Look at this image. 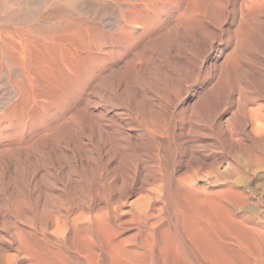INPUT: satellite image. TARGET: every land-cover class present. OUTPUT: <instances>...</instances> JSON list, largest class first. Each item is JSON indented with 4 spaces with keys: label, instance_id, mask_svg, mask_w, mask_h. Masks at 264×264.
Segmentation results:
<instances>
[{
    "label": "rangeland",
    "instance_id": "rangeland-1",
    "mask_svg": "<svg viewBox=\"0 0 264 264\" xmlns=\"http://www.w3.org/2000/svg\"><path fill=\"white\" fill-rule=\"evenodd\" d=\"M253 1L254 0L246 1L247 4L245 3L246 7H244L245 12H243L246 13V15H243L242 12L237 9V5L235 7L237 10L233 8V4H231L232 1L229 0L225 9H223V14L222 12L219 14L217 13L218 15L212 14L213 17H211L213 19H211V28L206 27L210 29L211 32L208 29L205 30L206 28L201 29L195 27L192 30L174 33L167 41H162L158 45L134 48L127 52V56L126 53H123L126 58H124L122 54L120 56L118 55L116 60L115 58L113 59L114 64L111 62V64L109 63L107 66H104L101 77L103 82H101L100 85L102 86H100L99 90L101 93L98 91V98L91 95L86 99L89 100L88 98H92L88 101V104L86 101L88 106L87 112L85 111L87 115H89L88 117L91 116L90 119L85 116L86 114L84 112L85 115H82L79 123L74 122V119L67 120L69 126L65 121L66 125L63 124V126L61 124V127V125L58 124L46 132H40V136L39 134H36V136L35 134L26 136V139L20 141V144L21 142L23 143L21 148L22 151L20 154H16L17 158L14 157L12 151H7L8 154L4 153L0 155V236L4 238V241L0 242V245L2 244L0 248L1 251H5V255L11 250L7 256L10 258L11 255L14 264H28L25 262L27 258L24 254H20L21 256L23 255L22 257L19 256L17 252L18 245H14L12 240L15 232V227H13L14 222V225L32 234L31 240L34 253L37 255L41 253V255L50 258L55 257L57 253L53 254V256L51 253L59 251L58 248H56L57 245L55 241L61 239L62 231L66 228H64V226H67L69 223H74V225L81 223L85 218L91 217L90 214L93 215V210H100L99 212L103 210L106 212L107 209L105 210L103 208H107L105 201L108 195H113L114 191L120 190L118 184L121 188L124 180H127L126 182L128 183L131 182V175H133L135 170L133 168L136 166L134 162L136 161H140L142 167L144 166V170H142L144 173L142 172V176H140L141 179H143L144 176L147 177L148 173L154 172L153 170H155V172L158 170L157 172L167 173L177 164L178 168L181 169L180 171L177 169V178H179V176L181 178L187 177L186 175H188V177L192 176L190 178L193 181L202 178L199 187L203 188L207 186L209 190L208 194L216 192L215 194H211V196L214 195V197H217L220 191V194H222L225 188L227 191L224 193L226 195L229 194L227 195L228 197L230 196L229 200L232 199L231 197H236L235 195L237 194L242 197L240 194L242 193L249 199L247 205L244 206L245 210L251 209L254 210V212L262 211L264 213V159H262V157L264 158V0H258L260 4L257 3V5H255L256 1L255 4ZM249 2H253L254 5H252V3L249 4ZM251 5L254 8L256 6L257 10L256 8L252 10L254 8ZM229 9L230 11L232 10L234 14L232 11L229 13ZM226 12L231 16L228 14L226 16ZM254 14L256 15L254 16ZM236 20L239 21L238 24ZM224 21L226 24L223 25ZM238 28H241V30H238ZM237 31H239V33L243 31L245 33L236 34ZM213 47L214 49H212ZM103 76L105 77L103 78ZM73 111L75 112V110ZM92 111H94L93 114L95 117L92 115ZM96 116L99 118L97 119ZM95 118L97 121H95ZM74 128L75 130H73ZM151 129L154 130L151 131ZM254 133L257 135L256 137ZM104 134H106V136ZM44 135H48L50 138H48V136H46V138ZM37 136L41 141L37 139ZM51 137L54 139L52 140ZM27 139L28 141H26ZM82 140L83 144L86 143L85 147H83V144H80ZM33 143L34 145H32ZM26 144L28 149H30L31 152L33 151L34 154L29 153L26 146L23 148V145ZM116 146L117 149H115ZM29 147H34V149ZM23 151L28 155V158L25 154H21ZM192 154H194L195 157H193L194 155ZM255 156H257V159ZM190 157L192 159L197 158L199 161L189 165L188 161L190 162ZM143 159L146 161H141ZM256 160L260 163H257ZM160 162L161 164L159 165H153L154 163ZM180 162H182L183 165H179ZM235 163L236 165H234ZM204 165L207 166L205 167ZM156 167H158L157 170ZM235 167H237L238 171ZM160 169L162 171H159ZM147 170L149 172H146ZM101 171L102 173L100 174ZM112 175H114L113 180ZM217 175L220 176L221 179H218L219 177H217ZM204 176L205 178L203 179ZM92 177L95 178V180ZM188 177L186 179H188ZM60 178L62 179L60 180ZM75 178H79V180ZM90 179L94 180V182ZM108 180L110 181L107 183L106 181ZM217 180L218 183H216ZM97 181L101 182L97 185ZM147 181L150 182L147 183ZM209 181L215 185L211 184ZM223 181H225L224 183L226 185ZM153 182L157 186L153 184ZM145 183L144 189L135 187V191L132 190L134 194L132 191L128 193L126 196L129 199L126 196L121 198L122 201L123 199L126 201L122 202V212L126 213H122L123 219H128L133 213L140 214L141 208L139 203L136 202H139V197L148 196L151 192L156 194L161 192L160 194L163 196L162 191L159 190L160 188L158 187L161 183L160 181L155 182L151 179H147ZM96 185L97 187H95ZM228 186L231 187V189L228 188ZM145 188L147 190H145ZM88 189L91 190V192L89 190V198H92V196L93 198L95 197V200L92 198L94 201L98 198L96 201L98 204L95 203V205H93L94 208L93 206H85V198L89 196ZM108 189L111 190L109 191ZM219 189L220 191L218 192ZM98 190L103 191V194H101V192L98 193ZM222 190L224 191L222 192ZM66 191L69 193L66 194ZM73 191L75 192L73 193ZM94 192L96 196L95 194H91ZM104 193L106 194L104 195ZM117 194L119 195V193L116 192V197L113 196V199H111V206L117 204L116 202L119 200ZM51 195L55 197H51ZM79 197L81 198L80 200ZM114 198L118 200L114 201ZM77 199L78 202L80 201V207L79 205L74 207ZM57 200H62L61 204H58L60 201ZM101 203L104 206L103 208ZM65 204L68 208H65ZM69 205L72 206V208ZM81 205L83 207L85 206L87 210L81 208ZM115 205L112 207L115 208ZM162 206L163 208L165 207L163 209V216L166 218L164 223L171 226L170 231H168L165 236L166 240H169L171 229H173V226L176 224V217L173 213V209L164 199L161 202V207ZM78 207L86 211L90 210V212L88 211L90 214L86 212V216H89L84 218L85 214H83V212L85 211L82 210V212ZM135 207L137 209H135ZM45 208L47 209L45 210ZM60 210L62 211L60 212ZM63 210L65 211L63 212ZM44 211L51 212V214L49 213L51 216L48 214L49 220L44 219L47 218L44 216L46 213H44ZM77 212L80 214L77 215ZM56 213L59 216H55L57 215ZM65 213H67V218H69L67 221L62 217ZM107 213L108 211L106 214ZM42 214L44 216L43 219ZM103 215H105L104 212ZM39 216H41L40 218L46 224V227L44 223L42 225L44 230L47 228V233L43 232L42 234L40 230L41 228L39 225L42 223V220H38ZM74 216H81V221H78L80 218L77 220ZM20 217H25L22 218L25 220H20ZM26 218L30 223L36 220V224H32L34 227L28 224L29 221L27 220V222ZM82 218H84V220ZM173 218L174 220H172ZM182 218H184V215L181 216L180 219L182 220ZM46 220H48L49 223ZM167 220L173 221V224L171 221L169 224ZM56 221L58 222L56 223ZM141 222L143 221L141 220ZM19 223H21L22 226L19 225ZM66 223L68 224L66 225ZM23 225L26 227L23 228ZM110 226H112V223ZM55 227L57 229H54ZM59 227H62V229ZM106 227L107 224L104 226V229H106ZM112 227L114 228V225ZM138 228H140L139 225L132 226L128 230L126 236H133V234L139 231ZM259 228L264 231V224L259 226ZM181 229L183 230L182 227ZM108 230H110V227ZM54 231L56 233H54ZM37 232L38 234L36 235ZM58 232H61L60 235ZM224 233L225 229L219 227L215 230L214 238L220 235L217 242L222 241L226 249L233 254V256L236 257L235 259H238L241 264H246V262L247 264H259L261 260L264 262L263 238L260 239L259 243L262 249L261 251H263V253L261 252L263 256L261 253L256 254V256L255 253H259L258 251L254 252V255L251 256L242 254V252L236 250V248L228 245L229 238H226L228 237L227 232ZM39 234L41 235L40 238ZM45 236L46 239H44ZM52 238L53 241H51ZM145 239V237L143 239L138 237L133 243L141 244ZM48 243L52 246L50 247L47 245ZM249 246L252 248L253 245L251 246L249 244ZM52 247L54 249H52ZM41 248H43L42 251L40 250ZM72 250L73 249L70 250V254L63 251V255L68 259V264H75V261H73L75 260L74 250L73 254L71 253ZM3 252H0V254L2 253L4 255ZM259 255H261V257ZM243 256H247V261L245 258L242 259ZM1 257L2 256H0V258ZM2 258L3 260L9 259L6 256L5 259L4 257ZM15 258L17 260H15ZM57 258L58 257H55V259ZM254 258L256 259L255 263H253V261H255ZM12 259L9 260L12 262ZM164 260V255H161L159 264H163ZM1 261L2 259H0V262ZM10 261L8 263H10ZM5 262L3 261V263H1L8 264ZM202 264H205V262ZM260 264H262V262Z\"/></svg>",
    "mask_w": 264,
    "mask_h": 264
},
{
    "label": "bare ground",
    "instance_id": "bare-ground-1",
    "mask_svg": "<svg viewBox=\"0 0 264 264\" xmlns=\"http://www.w3.org/2000/svg\"><path fill=\"white\" fill-rule=\"evenodd\" d=\"M230 1H232L231 4H233V8H235L237 5V9H239L243 15H246V13L243 12H245L244 7H246L247 0ZM228 2L229 0H0V155L7 153V151H12L14 157L17 158L16 154H20L22 151L21 148L23 143L21 142L20 144V141L26 139V136L34 134L36 136V134H39L43 131L46 132L58 124H65V121L68 125V121L72 119H74V122L79 123L81 121L82 115L87 110L88 101L92 99L88 98L89 100H86L87 97L91 95L97 97L98 93L100 92V86H102L100 84L103 82L101 77L104 66H107L109 63L111 64V62L114 64L113 59L115 58L116 60L118 55L120 56L122 54V56L126 58L123 53H126L127 56V52L133 50L134 48L136 49L138 47H144L148 45H158L162 41H167L172 34L179 31L192 30L195 27H199L201 29H205L206 27L211 28V19H213L212 14H219L220 12L223 14V9H225ZM253 2L255 5L259 3L258 0H254ZM253 2H251L252 5H254ZM251 3L249 2V4ZM255 8L257 10L256 6ZM255 8L251 9L255 10ZM231 11L229 13H231ZM229 13L226 12V16L227 14L230 15ZM255 15L256 14H254V16ZM236 22L238 24L239 21L236 20ZM224 24H226L225 21L223 25ZM207 29L208 28L205 30ZM238 30H241V28H238ZM242 32L239 33V31H237L236 34H241ZM212 49H214V47ZM104 77L105 76H103V78ZM73 110H75V112ZM86 112V115H84L88 117L89 115H87ZM93 112L94 111H92V115L95 117ZM98 116H96L97 119L99 118ZM88 118L90 119L91 116ZM96 118L95 121H97ZM73 130H75V128ZM152 130L154 129H151V131ZM40 135L41 134H39V136ZM48 135L44 136L46 137ZM104 135L106 136V134ZM256 136L257 135L255 134V137ZM48 138L50 137L48 136ZM34 139L36 140V138ZM37 139L40 140L39 137ZM26 141H28V139ZM80 144H83V140ZM85 144H83V147H85ZM32 145H34V143ZM24 146H26L28 149L27 144L23 145V148H25ZM32 148L34 149V147ZM115 149H117V146ZM28 150L29 153H33V151L31 152L30 149ZM23 152L21 153L22 155L25 154V151ZM25 155L26 157L28 156L27 154ZM193 157H195V155ZM255 157L257 159V156ZM262 159L264 158L262 157ZM141 161L145 162L146 160L143 159ZM198 161L199 160L197 158H191L190 162L188 161V164L190 165ZM256 161L257 163L259 162L258 160ZM134 163L136 166L133 168L135 169L134 172L132 171L133 175H131V182L128 183L126 182L127 180H124V182L122 181L123 183L121 188L117 183L120 190L116 189L118 191H114L113 195H108L105 201L107 208H103L104 206L101 203L102 208L105 210L107 209V214L102 209L101 210L105 215H103L102 211L99 212L100 210H93V215L89 213L90 210H88L89 212L86 211L87 208H85V206L91 207L95 205L98 199L96 198V201H94L95 197L93 198L92 196L94 200L89 198L91 192L90 189H88V192L90 190L89 196L87 195L88 197L85 198L86 205L84 204V207L81 205V208H85L86 210L79 208L80 201L78 202L77 199L78 203L76 202L74 207L79 205V210L81 209V211H85H82L83 214H85L84 218L89 216H86V212L87 214H90L91 217L89 216L87 219L85 218V220L82 218L84 221H81L80 217L82 215L80 217L74 216L77 220L80 218L78 221H81L82 224L77 223L74 219L77 225H74V223H66V225H68L64 226V228H66L62 231V237L59 236L61 232H58V236L61 237V239H58V241H55V243L57 245L56 248L59 250V256L58 252L51 253L52 256L53 254L57 253L56 256L54 255L55 257H58L57 259H55V257L50 258L48 256L41 255V253L39 255L34 253L31 240L32 234L28 233L19 226L14 225V222L13 227H15V232L13 234L12 240L14 245H18V251H16L18 252L19 256L22 257L23 255L21 256L20 254H24V256L27 258V261L25 262L28 264H68V259L63 255V251L69 253L70 250L73 249L75 260H72L75 261V264H159L161 255H164L165 257L163 264H202L203 262H205V264H241L240 261L235 259L236 257H234L233 254H231L226 249L222 241L217 242L220 235L214 238L215 230L219 227L224 228L225 233L227 232L228 237H226V235L225 237L227 239L229 238V244H226L236 248V250H239L242 252V254L253 256L254 252L256 251L259 253L256 252L255 255L260 254L261 252L263 253L259 243L260 239H264V231L259 228V226L264 224V213L262 211L254 212V210L251 209L245 210L244 206L247 205L249 199L242 193H240L242 197L237 194L235 195L236 197H231L232 199L229 200L230 196L228 197L227 195L229 194H225L227 191L225 188V191L222 190V192H225H223L224 194H220L221 191L219 189L218 192L220 191V195L218 194L219 196L217 195V197H214V195L211 196V194H215L216 192H210L211 194H208L209 190L207 186L203 188L199 187L201 185L200 180L202 178L200 180L194 181L190 178L192 176L188 177V175L186 176L191 181L186 179L187 177L181 178L179 176V178H177L176 173L177 169H179L177 164L176 166H173V168L167 173L157 172V168L159 166L156 167V172L153 169L152 170L154 172L148 174L146 173L149 172L148 170L145 172L147 177H144L148 180L151 179L155 182H161L158 187L160 188L159 190L162 191L163 196H161V192L157 190L159 194L151 192V194L148 196L139 197V202H136L139 203L141 208L140 214L133 213L128 219H123L122 213L125 212H122V202L126 201H124V199L122 201L121 198L128 195V193L134 190L135 187L144 189L146 184L145 180H147L144 177L143 179L145 180L140 178V176H142L141 173L143 172L142 170H144V166L142 167L140 161H136ZM159 164H161V162L154 163L153 165L155 166ZM179 165H183V163L180 162ZM234 165H236V163ZM235 168L237 170V167ZM180 170L181 169L178 171ZM159 171L162 170L160 169ZM101 173L102 171L100 174ZM113 176L114 175H112V177ZM217 177H219L218 179H221L220 176L217 175ZM204 178L205 176L203 179ZM61 179L62 178H60V180ZM93 179L95 180V178ZM113 179L114 177L112 180ZM77 180H79V178ZM94 180L91 181L94 182ZM109 181L110 180L106 182L108 183ZM99 182L97 181V183H95L98 185ZM149 182L147 181V183ZM209 182L211 183V181ZM224 182L225 181H223V183ZM216 183H218V180ZM153 184L155 183L153 182ZM97 185L95 187H97ZM228 188L231 189L229 186ZM111 189L108 190L110 191ZM145 190L147 189L145 188ZM74 192L75 191H73V193ZM95 192L91 194L94 195ZM100 192L103 194V191L98 190V193ZM116 192L119 193V195L117 194L119 196V200L114 198V201H118L116 202V205L113 204L115 205V208H113V205L111 206L110 201L113 199V196L116 197ZM68 193L66 191V194ZM105 194L106 193H104V195ZM51 197L55 196L51 195ZM80 197L79 200L81 199ZM163 199L173 209V213L176 217V224L173 226V229H171V233L169 232V240H166L165 236L167 232L170 231L171 226L164 223L166 218L163 216V209L165 207H161V202ZM61 201L58 202V204H61ZM66 207L67 205L65 208ZM70 207L72 208V206ZM46 209L47 208H45V210ZM135 209L137 208L135 207ZM56 210L59 211L58 209ZM61 211L62 210H60V212ZM64 211L65 210H63V212ZM45 212L46 211H44V213ZM46 213L44 216L47 218H44L42 214V219L44 218L49 220L51 212L48 211ZM66 214L67 213H65V215L63 214L62 217H64V220L67 221L69 218H67ZM79 214L80 213L77 212V215ZM180 215H184L182 220L180 219ZM55 216L59 215L57 214ZM40 217L41 216L38 217V220H42ZM22 218L25 217H20V220H25ZM27 220L28 219L26 218V221ZM48 220L46 221L48 222ZM141 220L143 222H141ZM172 220H174V218ZM167 221L170 224L171 220ZM35 222L32 221V223H30L29 221L28 224H36ZM57 222L58 221H56V223ZM171 222L173 224V221ZM43 223L44 221L42 220V223L39 225L42 234L43 232L47 233V228L44 230L42 225ZM111 223L112 226L114 225V228L110 226ZM106 224L107 227L104 229ZM19 225L22 226L21 223H19ZM134 225L140 226V228H138L139 231L133 234V236L127 237L126 234L128 230ZM44 226L46 227L45 223ZM180 226L183 228V230ZM25 227L26 226L23 225V228ZM109 227L110 230H108ZM54 229L57 228L55 227ZM60 229H62V227ZM55 231L54 233H56ZM37 234L38 232L36 235ZM40 234L39 238L41 236ZM138 237H141V239L145 237L146 239L141 244L133 243V241H135ZM44 239H46V236ZM3 241L4 238H1L0 236V242ZM51 241H53V238ZM49 243L47 245H49ZM249 244L251 246L253 245V250ZM0 246H2V244ZM49 246L51 247L52 245ZM42 249L43 248L40 250L42 251ZM52 249L54 248L52 247ZM73 250L71 252L72 254ZM10 251H8V254L6 253L5 255V251H1L0 248V252L4 253V255L1 253L0 256L4 257V259L5 256L9 258L7 255H9ZM261 255L259 256L261 257ZM2 257L0 258L2 259V263L3 261L8 263L12 259L11 255L9 258L10 260H3ZM246 257L243 256L242 259L245 258L246 260ZM15 260L17 259L15 258ZM254 260L255 261H253V263L256 262L255 258ZM261 262L262 264L264 263L262 260L260 263ZM11 263H13V259L12 262L10 261L8 264Z\"/></svg>",
    "mask_w": 264,
    "mask_h": 264
}]
</instances>
